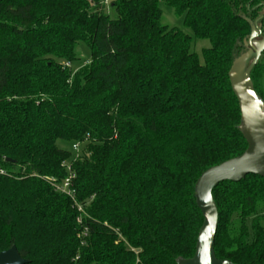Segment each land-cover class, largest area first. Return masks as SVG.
I'll use <instances>...</instances> for the list:
<instances>
[{"label": "trees", "instance_id": "1", "mask_svg": "<svg viewBox=\"0 0 264 264\" xmlns=\"http://www.w3.org/2000/svg\"><path fill=\"white\" fill-rule=\"evenodd\" d=\"M104 1L0 0V253L16 247L29 264L192 258L195 184L247 148L228 73L248 51L246 19L264 36V0H164L211 42L203 63L190 35L163 24L161 0H115L112 16ZM251 79L264 99V53ZM68 169L82 226L52 184ZM213 195L216 257L264 264V178Z\"/></svg>", "mask_w": 264, "mask_h": 264}, {"label": "water", "instance_id": "2", "mask_svg": "<svg viewBox=\"0 0 264 264\" xmlns=\"http://www.w3.org/2000/svg\"><path fill=\"white\" fill-rule=\"evenodd\" d=\"M251 28L246 43L248 51L236 58L228 73L232 91L241 113L240 131L247 148L240 156L204 171L195 184L194 195L204 222L199 231L196 251L190 259L178 264H232L218 259L214 244L219 225V210L214 190L222 183H239L249 175L264 178V99L256 92L251 73L264 53V37L258 21L246 19ZM0 264H29L16 247L0 253Z\"/></svg>", "mask_w": 264, "mask_h": 264}, {"label": "rangeland", "instance_id": "3", "mask_svg": "<svg viewBox=\"0 0 264 264\" xmlns=\"http://www.w3.org/2000/svg\"><path fill=\"white\" fill-rule=\"evenodd\" d=\"M160 8L162 10V21L163 24L169 26L170 28H178L184 31L186 34L190 35L193 38V42L191 45V52L196 53L201 63H203V50L208 49L211 47V42L209 40H202V39H196L194 37L193 31L186 27L184 17H177L175 14V11L173 8L169 7L164 0L160 1ZM107 13L112 16V10L110 9V6L106 7ZM264 36H262L259 39H262ZM79 54L83 58H90L91 51L90 49L84 45L81 44ZM58 146L65 150H70L71 145L66 144L64 142L59 141Z\"/></svg>", "mask_w": 264, "mask_h": 264}, {"label": "built area", "instance_id": "4", "mask_svg": "<svg viewBox=\"0 0 264 264\" xmlns=\"http://www.w3.org/2000/svg\"><path fill=\"white\" fill-rule=\"evenodd\" d=\"M114 1L115 0H105L103 4L107 7V6H110V4ZM67 66L69 65L67 64ZM80 148H81L80 144H77V143L74 144L72 147L73 151L75 152H79ZM68 171H69V176L61 184H56L55 182H53L52 184L56 192L63 194L71 199V201L73 202V208L77 209V212L79 214L77 217V222L78 224L82 226L83 217L86 215V212L82 204L78 202L77 192L75 188L73 187V180L75 179V175L72 174L70 169H68ZM0 175H7V172L2 167H0ZM87 236H88V230L87 228H83L82 232L79 234V238L84 239ZM83 244H85V242H82V245Z\"/></svg>", "mask_w": 264, "mask_h": 264}]
</instances>
